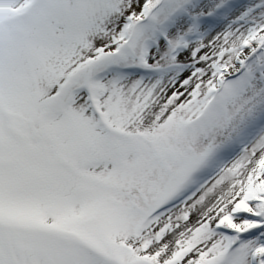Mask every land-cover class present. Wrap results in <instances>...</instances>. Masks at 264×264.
I'll return each instance as SVG.
<instances>
[{
	"label": "rangeland",
	"instance_id": "1",
	"mask_svg": "<svg viewBox=\"0 0 264 264\" xmlns=\"http://www.w3.org/2000/svg\"><path fill=\"white\" fill-rule=\"evenodd\" d=\"M263 139L264 0H0V264H254ZM239 172L230 212L148 219Z\"/></svg>",
	"mask_w": 264,
	"mask_h": 264
},
{
	"label": "bare ground",
	"instance_id": "2",
	"mask_svg": "<svg viewBox=\"0 0 264 264\" xmlns=\"http://www.w3.org/2000/svg\"><path fill=\"white\" fill-rule=\"evenodd\" d=\"M249 54H250L249 50L243 52L239 57L240 62H244L246 58L249 56ZM261 136L251 144L250 149L254 144H256L260 139H262ZM249 154L252 158L248 160V162L244 165L243 169L246 171L245 172L246 174L249 172V174H251L253 177L256 178L255 180H257L261 178L262 173H264V139L260 141L256 146H254V148L249 152ZM240 179H241L240 172L236 173L233 176L227 177L223 181V183L220 184L218 189L215 192H213L214 195L210 194L209 196H206L203 199L197 200V197L203 191L202 190L196 196L193 197L192 195L188 200L182 202L177 207L180 208V206H185V205L188 206L189 204H192L196 201L192 207L193 212L191 213V216L189 218L191 220V222H189V225H191V223H197L200 219L204 217L207 220H212L211 216H215L216 210L220 212L223 211L230 212L232 210L233 206L235 205L234 202L239 198V196L237 199L236 196L235 197L233 196V199H231L232 191L235 194L237 193L238 195V191H240L243 185L246 184L245 179L243 182H241ZM236 207L234 206V208ZM249 226L251 225L249 224ZM237 229L242 230L241 225ZM166 240H167V244L169 243V245H172L175 239L174 237L172 238L169 236L166 237Z\"/></svg>",
	"mask_w": 264,
	"mask_h": 264
}]
</instances>
